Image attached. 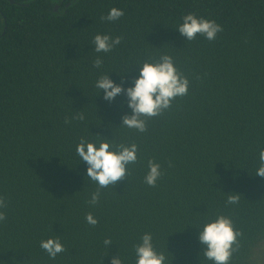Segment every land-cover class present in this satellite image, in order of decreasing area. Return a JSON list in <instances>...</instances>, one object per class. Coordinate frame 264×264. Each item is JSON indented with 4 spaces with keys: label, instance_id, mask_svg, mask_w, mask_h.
<instances>
[{
    "label": "trees",
    "instance_id": "obj_1",
    "mask_svg": "<svg viewBox=\"0 0 264 264\" xmlns=\"http://www.w3.org/2000/svg\"><path fill=\"white\" fill-rule=\"evenodd\" d=\"M113 7L124 15L102 21ZM188 13L222 31L186 40L177 28ZM97 34L121 43L97 53ZM162 54L189 80L188 94L143 133L122 126L126 97L104 100L97 79L133 86L139 65ZM80 111L85 120L65 123ZM81 137L138 147L128 179L101 189L96 205L87 201L98 185L76 154ZM262 149L264 0H0V264H111L118 255L136 264L145 233L167 264H213L198 234L218 214L242 231L230 264H264ZM149 160L163 173L155 187L144 182ZM235 193L239 202L227 204ZM55 236L66 251L51 259L40 242Z\"/></svg>",
    "mask_w": 264,
    "mask_h": 264
},
{
    "label": "clouds",
    "instance_id": "obj_2",
    "mask_svg": "<svg viewBox=\"0 0 264 264\" xmlns=\"http://www.w3.org/2000/svg\"><path fill=\"white\" fill-rule=\"evenodd\" d=\"M123 15V10L113 7L106 16L102 15L100 19L111 22ZM182 21L177 30L189 41L194 40L197 34L213 41L222 31L221 25L214 20L197 17L194 13L184 15ZM121 39L120 36L113 38L107 34H97L92 43L95 52L109 53L121 43ZM102 64L103 60L100 57L93 61L95 68H100ZM189 83L187 77L175 67L173 58L162 54L158 58L149 57L142 63V66L139 65V76L133 80V86L125 88L123 79L117 84L109 78V74H103L97 79L95 87L103 90V99L109 103L119 95L125 96L131 114H124L121 117V125L143 133L147 131L149 119L162 115L177 97L188 94ZM71 120L83 121L85 114L80 111L71 119L65 117L66 124H70ZM137 153L138 147L134 143L126 146L123 143H116L114 139H104L97 146L96 143L81 137L76 147V154L87 165V177L98 185L87 203L96 205L100 199L101 189L113 188L119 181L128 179L130 175L128 166L137 162ZM148 169L144 182L155 187L163 175L161 166L149 160ZM255 175L264 178V149L259 153V167ZM239 200L240 195L235 193L228 195L226 203L237 204ZM6 206L4 198L0 197V208ZM5 219V213L0 211V221ZM85 219L92 226L98 223L91 213H88ZM241 236L242 231L235 228L230 216L218 214L214 220L204 223L202 229L199 228L198 241L203 246V256L206 260L212 261L213 264H230L233 254L240 249L239 238ZM103 243L108 247L113 242L110 238H106ZM40 247L51 259H55L58 254L66 251L59 236L42 240ZM134 251L136 264H167L164 252L157 251L153 244V237L149 233H145L141 237V242L134 245ZM111 264H124V260L118 255L111 259Z\"/></svg>",
    "mask_w": 264,
    "mask_h": 264
},
{
    "label": "rangeland",
    "instance_id": "obj_3",
    "mask_svg": "<svg viewBox=\"0 0 264 264\" xmlns=\"http://www.w3.org/2000/svg\"><path fill=\"white\" fill-rule=\"evenodd\" d=\"M262 249H263V255H262V257L264 259V244L262 245Z\"/></svg>",
    "mask_w": 264,
    "mask_h": 264
},
{
    "label": "water",
    "instance_id": "obj_4",
    "mask_svg": "<svg viewBox=\"0 0 264 264\" xmlns=\"http://www.w3.org/2000/svg\"><path fill=\"white\" fill-rule=\"evenodd\" d=\"M59 10V7H58V5L55 7V11H58Z\"/></svg>",
    "mask_w": 264,
    "mask_h": 264
}]
</instances>
